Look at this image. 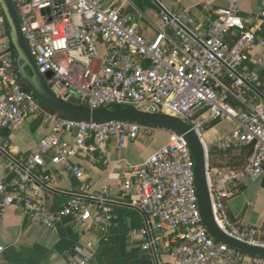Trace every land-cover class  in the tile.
Masks as SVG:
<instances>
[{
  "label": "built area",
  "instance_id": "2783aa9c",
  "mask_svg": "<svg viewBox=\"0 0 264 264\" xmlns=\"http://www.w3.org/2000/svg\"><path fill=\"white\" fill-rule=\"evenodd\" d=\"M229 1L218 8L206 1L216 17L205 25L190 7L170 9L159 2L162 28L147 38L126 12L129 0H13L38 70L56 95L76 97L79 105L90 108L132 104L177 116L193 127L206 149L208 125L233 120L235 128L217 148L227 152L252 145L254 150L245 169L214 167L208 161L214 215L230 235L264 245L259 227L236 225L226 210V202L246 179L264 175V101L253 91L261 85L264 36L253 29V17L242 15L241 0ZM261 4L264 18V0ZM28 115L41 117L48 132L33 152L22 155L4 131L21 127ZM161 131L123 119L81 121L45 108L23 88L0 5L1 210L12 206L49 228L67 218L81 229L93 222L107 233L119 204L143 217V227L130 231L143 236L142 248L156 251L160 239L176 264H238L246 258L264 264V257L246 254L208 233L198 205L195 161L183 134L169 130L167 142L144 162L126 165L122 174L109 172L110 178L121 177L118 187L103 183L95 189L85 169L71 161L81 156L108 168L110 142L121 150L131 140ZM48 164L62 166L53 173L46 170ZM68 172L80 184L61 191L66 202L53 211L39 200L43 193L58 192L55 182ZM4 250L0 244V256ZM94 256L91 244H78L71 264H90Z\"/></svg>",
  "mask_w": 264,
  "mask_h": 264
},
{
  "label": "crops",
  "instance_id": "0c3cea01",
  "mask_svg": "<svg viewBox=\"0 0 264 264\" xmlns=\"http://www.w3.org/2000/svg\"><path fill=\"white\" fill-rule=\"evenodd\" d=\"M206 1H212L215 8L226 7L229 0H129L126 8L131 20L136 23L147 38H153L162 28L160 17L161 7L159 2L170 9L190 7L199 23L205 25L216 17L215 12H210L205 7ZM241 13L245 17H253V29L259 36H264V18L260 15L262 10L261 0H241ZM10 33V32H9ZM261 85L253 87L257 93L258 101H264V70H258ZM37 119L40 123L36 124ZM226 121L233 123L230 128H225ZM207 131L205 139L208 151V161L211 166H229L235 169H245L249 166L252 155V145L235 146L227 152L217 148V142L235 128L233 120H221ZM48 132L47 126L41 117L26 116L21 127L7 133L5 139L20 154L27 155L33 152ZM161 133V132H160ZM150 148L145 137L131 140L126 147L118 150L114 142L108 144L112 162L107 168L102 165H93L86 158L76 156L72 162L82 166L95 189L103 183L120 186V178H110L109 172L121 173L128 164L137 165L144 162L159 147ZM141 139V141H139ZM52 155V153L50 154ZM50 155L47 159H50ZM61 164H48V172H56ZM0 171L4 172L3 162H0ZM80 184L79 179L72 172L56 180L58 192L43 193L40 200L53 211L61 208L67 196L61 191L74 190ZM226 210L230 219L238 226H257L261 233L259 239L264 240V175L258 180L246 179L241 185V191L228 199ZM114 224L105 233L93 222L81 229L71 219H65L54 227H46L32 221L23 211L10 206L5 210L0 209V244L5 250L0 256V264H71L74 247L78 244H91L95 256L90 264H176L170 250L162 240H158L156 251L142 248L144 239L141 234L130 235L133 229L143 227V217L137 210L128 206L116 204L114 206ZM238 264H252L246 258Z\"/></svg>",
  "mask_w": 264,
  "mask_h": 264
},
{
  "label": "water",
  "instance_id": "95a60500",
  "mask_svg": "<svg viewBox=\"0 0 264 264\" xmlns=\"http://www.w3.org/2000/svg\"><path fill=\"white\" fill-rule=\"evenodd\" d=\"M0 5L6 16L15 52L18 76L41 103L46 104L63 116L76 120L109 121L123 119L156 125L183 134L189 143L195 161V186L198 205L202 222L208 233L217 241L232 248L252 256L264 257V245L252 244L238 239L227 233L217 222L210 192L207 149L188 122L171 114L142 110L132 104L90 108L79 105V100L76 97L56 95L38 70L36 61L21 30L19 13L13 0H0Z\"/></svg>",
  "mask_w": 264,
  "mask_h": 264
},
{
  "label": "rangeland",
  "instance_id": "374dc122",
  "mask_svg": "<svg viewBox=\"0 0 264 264\" xmlns=\"http://www.w3.org/2000/svg\"><path fill=\"white\" fill-rule=\"evenodd\" d=\"M216 123H212L210 125H208L207 127V131L213 127V125H215ZM156 126V125H155ZM233 126V123L230 122V121H226V125H225V128H230ZM169 129H166V128H163L162 127V131L161 133H156L155 136H143L145 137V142L146 144L150 145V148L152 149L153 147L154 148H157L158 146H160L163 142H165V138H166V135L164 134V132H168ZM207 131L205 132L204 134V137L205 139H207ZM139 141H141V139H139Z\"/></svg>",
  "mask_w": 264,
  "mask_h": 264
},
{
  "label": "trees",
  "instance_id": "16d2710c",
  "mask_svg": "<svg viewBox=\"0 0 264 264\" xmlns=\"http://www.w3.org/2000/svg\"><path fill=\"white\" fill-rule=\"evenodd\" d=\"M22 85H23V88H24V89L30 91V89H29L25 84L22 83ZM42 104H43L44 107L47 108L48 110H50V111H54V110H52L49 106H47L46 104H44V103H42ZM54 112H55V111H54ZM38 123H40V119H37L36 124H38ZM6 134H7V133H4V135H6Z\"/></svg>",
  "mask_w": 264,
  "mask_h": 264
}]
</instances>
